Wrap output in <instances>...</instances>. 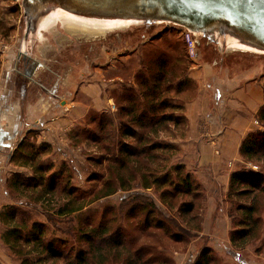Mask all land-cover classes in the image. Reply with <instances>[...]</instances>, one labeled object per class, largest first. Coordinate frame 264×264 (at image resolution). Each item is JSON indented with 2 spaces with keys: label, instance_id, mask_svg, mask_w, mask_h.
<instances>
[{
  "label": "rangeland",
  "instance_id": "1",
  "mask_svg": "<svg viewBox=\"0 0 264 264\" xmlns=\"http://www.w3.org/2000/svg\"><path fill=\"white\" fill-rule=\"evenodd\" d=\"M21 4V0H0V91L7 89L5 81L8 79V74L11 75L13 57L19 51L23 36L24 25ZM182 30V27L164 23L131 26L96 37L71 34L65 32L60 26L46 33L34 50L35 58L45 65V69L41 68L37 73L38 80L43 81L44 85L36 86L32 91H42L46 99L44 103L50 99L49 97L53 96L54 102L58 103V106L60 105L57 106L60 117L69 115V113L76 114L73 113L74 110L71 112L72 108L64 113L60 104L61 101H75L81 105L85 104L87 108H80L82 111L79 109L77 117L71 119L74 123L66 133L67 139L60 141L59 147L52 148V152L40 154L37 161L41 162L44 167L50 168L51 171L60 173L57 182L58 187L69 180V186L75 187L76 193H80L87 203L80 211L76 212L78 214L73 215V219H68V216H58L53 214V210L48 209L47 202L41 198L43 189L41 185L32 182L29 190L21 193L14 190L11 187L13 174H22L21 178L25 181L28 177L31 179L34 175L32 167L25 165V161L21 160L20 163L7 162V168L0 172V210L5 205L21 207L29 224L33 221L44 223L46 236L49 239H54L58 250L67 258H74L78 251L89 249L90 244L82 238L83 228L88 227L85 231L89 232L92 227L97 229L108 225L111 229L110 232L120 226L124 237L131 240L129 241L131 247L137 248L141 244L154 247V250L162 253V257L167 256L168 264H190L204 246L212 248L214 256L217 257V260L219 259L216 264L227 262L232 264H264V215L262 216L263 221L258 239L250 240L243 247L234 245L229 238L232 223L228 216L231 208L226 196L228 188L224 192L221 184L220 186L217 183L212 185V190L217 187L219 195L215 198V204H210V197L207 193L210 185L202 182L204 189H202V196L196 210L202 215L200 216L202 218V234L187 242L185 240L176 242L169 233L167 234L163 229L157 228L153 222L150 226H145L146 211L150 208L146 203L150 200L139 198V200H134L135 202L133 200L121 202V199L128 196L130 191L127 192L118 188L116 181L113 185L117 187V190L107 196L100 197V194L107 188L108 179L114 176V172L107 170L108 164H110L108 159H102L100 163H97V161L104 154L115 157L118 152L114 149V141L109 142L111 149L105 151L103 142L93 143L89 140L90 138L86 139L89 133H96L95 126L103 112L95 109L90 98L79 91L83 88L86 89L91 84L96 90L101 88L103 95L105 96L106 93L109 97V109H111L112 104H115V109L112 112L110 111V115L115 116L118 112V96L123 90L122 87L129 88L135 85L141 69L151 62L158 52H163L168 56L175 73L178 74L182 68L185 69L186 75L191 77L189 71L197 58H192L188 53V49L184 46L181 35ZM160 34L162 35L161 38L154 39ZM196 52L202 62L208 61L214 64L215 68H218L221 64L220 58L225 59L224 57H226L224 62L228 61L230 63L232 73H237L241 68L244 71L253 66H259L264 72V55L233 52L235 54L224 56L215 44L207 43L204 39L197 42ZM44 76L48 77L44 80ZM176 76L172 77L170 75L171 81L164 83L163 95L170 96L171 99L169 100L175 104L182 99L185 101L184 114L187 123L183 128L171 126L169 129H163L161 138L158 137L160 140H157V142L170 141L173 148L163 151L157 150L156 157L158 158L150 161L149 168L159 175L170 173V177L176 180L174 167L177 164H183L186 166L184 173L185 171H191L196 178H194V182H198L197 178L199 179V177L196 170L189 168L184 160V150L181 147L184 141L178 140L179 136L184 137L187 134L189 120L186 114V104L195 99L198 85L196 84L190 92L186 90L177 98ZM105 81L108 84L104 83ZM15 92L18 93L17 90ZM116 117L117 119L120 118L118 115ZM121 119H126V116ZM253 125L255 129L264 127L259 121L258 114L253 121ZM114 129L117 132V125L116 128L113 127L111 130L114 131ZM72 134L78 135L76 140L72 138ZM118 137L114 139H118ZM151 138H153L152 140L156 139L155 136H151ZM31 140L37 143L35 133H33ZM126 140L131 141L130 138ZM18 142L19 140H15L14 143L17 144ZM13 151V147L3 149L4 162L7 161V154ZM216 153H220L218 147ZM51 163L52 166H50ZM244 163L245 161L242 158L236 164L229 160L227 166L233 170ZM143 165L147 167L145 159ZM246 166L261 170L263 162H247ZM138 172V170H135V178L140 180V173ZM92 173H98V176L92 179L90 178ZM124 173L125 177L129 175L127 174L128 171ZM46 175H49V171ZM168 185L169 183L164 187H168ZM34 186H36L35 189ZM132 190L144 192L147 196H151L162 211L169 213L170 218L174 215L179 218L175 208H170L166 202L161 203L160 190L155 186H151L149 189L143 188V184L140 182L138 184V181H136L132 183ZM46 197H49V195ZM60 201H64V198L60 197ZM134 203H144L146 210H137L129 215L127 211ZM259 204L262 205V208L264 207V197L259 199ZM214 206H216V211L211 212L210 208ZM155 213L156 219L159 217L160 219L164 218L161 214ZM168 227L169 229L173 228L171 225ZM204 227H207L206 233H203ZM3 229L0 221V264H21L20 258L14 255L10 247L3 242L1 238ZM97 245L99 243L95 246ZM106 259L102 263L97 258L90 261L92 264H122L113 254L106 256ZM45 264H64V262L58 260L49 261Z\"/></svg>",
  "mask_w": 264,
  "mask_h": 264
},
{
  "label": "trees",
  "instance_id": "2",
  "mask_svg": "<svg viewBox=\"0 0 264 264\" xmlns=\"http://www.w3.org/2000/svg\"><path fill=\"white\" fill-rule=\"evenodd\" d=\"M161 37L160 34L154 39ZM182 40L187 48L183 36ZM155 56L141 69L135 85L129 88L122 87L123 90L118 96L116 115L111 116V112L102 111L95 126L96 133H89L86 139L90 138L89 140L93 143L103 142L105 151L111 149L109 142L114 141V149L118 152L115 157L104 154L97 161L100 163L102 159H108L110 164L107 170L114 172V176L108 179L107 188L100 194V197L113 193L118 187L121 190L130 191L128 196L121 199V202L128 200L135 202L134 200H139V198L149 199L150 201L146 203L150 208L146 211L145 226H150L153 222L157 228L169 233L176 242L183 240L187 242L202 234V218L200 217L202 215L196 212L202 189H204L202 181L197 178L198 182H194L195 177L191 171L184 173L186 166L183 164H177L174 167L176 180L170 177V173L163 175L154 173V170H150L149 164L150 161L158 158L156 157L157 150L173 148L170 141L157 142L161 138L163 129H169L171 126L183 128L187 123L184 114L185 101L182 99L181 103L177 104L171 102L170 96L163 95L164 83L171 81L170 75L172 77L177 75L176 97L179 98L186 90L190 92L194 88L195 81L186 75L185 69L181 68L178 74L175 73L168 56L163 52H158ZM117 115L120 118L117 119ZM123 116H126V119H121ZM258 118L264 126V105L258 111ZM116 125L117 132L115 129L112 131L111 129L116 128ZM33 133L34 131L28 132L17 144L11 155V161L20 163L24 160L25 165L32 167L34 175L25 181L21 178L22 174H13L11 187L21 193L29 190L32 182L41 185L43 187L41 198L47 202L48 209L53 210V214L73 219V215L80 211L87 201L80 193H76L75 187L69 186V180L58 187L60 173L51 171L50 168L44 167L41 162L37 161L40 154L52 152V147L47 143H34L31 140ZM77 136V134H72L75 140ZM117 136H119L118 139H114ZM151 136H155L156 139L152 140ZM127 138L131 141H127ZM239 152L245 163L231 171L226 196L231 204L228 214L232 223L229 238L234 245L243 247L250 240L258 239L263 221L264 207L262 208L259 204V199L264 197V127L249 132L243 139ZM144 159L147 161V167L143 165ZM254 161H262L263 168L255 170L246 166L247 162L253 163ZM135 170L139 171L140 180L135 178ZM48 171L49 175H46ZM125 171L129 174L126 177ZM95 176H98V173H92L90 178L93 179ZM114 181L117 182V187L113 185ZM136 181L138 184L142 183L143 188L149 189L155 186L159 189L161 203L166 202L170 208H175L180 219L175 215L170 218L169 213L162 211L151 196L132 190V183ZM168 183V187H164ZM33 188L35 189L36 186ZM47 195L49 197H46ZM56 196H58L57 199ZM60 197H63L64 201H60ZM137 210H146L144 203H134L127 213L131 215ZM155 212L164 218L156 219ZM0 221L4 228L1 238L14 255L20 258L21 264H45L58 260H62L64 264H92L90 260L94 258L102 263L107 260L106 256L111 254L122 264H168L169 261L167 256L162 257V253L154 250L152 246L144 244L137 248L129 246L131 240L124 237L120 226L112 232L108 225L97 229L92 227L89 232L85 231L88 227L83 228L84 237L82 238L90 244L89 249L78 251L74 258H67L58 250L54 239L46 236L44 223L33 221L29 224L21 207L3 206L0 210ZM170 225L173 226V231L169 229ZM95 241L99 245L95 246L97 244ZM218 260L212 248L204 246L190 264H216Z\"/></svg>",
  "mask_w": 264,
  "mask_h": 264
},
{
  "label": "crops",
  "instance_id": "3",
  "mask_svg": "<svg viewBox=\"0 0 264 264\" xmlns=\"http://www.w3.org/2000/svg\"><path fill=\"white\" fill-rule=\"evenodd\" d=\"M221 59L218 68L208 61L202 62L199 56L193 62L189 75L194 78L198 90L195 99L186 104L189 120L187 134L178 137L179 141H184L181 147L189 168L195 169L199 179L210 185L207 192L210 204H215V198L219 195L217 187L212 190L214 183L223 185L224 192L227 190L232 170L228 168L227 162L232 160L236 164L241 161V143L255 129L253 121L264 105L262 69L253 66L242 71V65L241 70L232 73L230 63ZM9 76L8 74L5 81L7 89L0 91V172L7 168V162L11 161L13 153H8L7 161L4 162L3 149L13 147L14 150L25 135L33 131L37 143L43 142L53 149L57 148L60 141L67 139L66 133L74 123L71 119L77 117L80 108H87L85 104L75 101H61L64 113L72 108L71 112L74 110L73 113L76 114L69 113L60 117V105L54 102L53 96L44 103L46 99L42 91H32L36 86L42 85L31 84L30 81L26 97L21 99L16 96V90L10 88V82L7 81L10 80ZM104 83L108 84L107 81ZM79 92L90 98L95 109L112 112L109 109V97L106 93L103 95L101 88L96 90L91 84ZM15 140L19 142L15 144ZM217 147L219 154L216 153ZM215 208L216 206L211 207V212H215ZM206 228L204 227L203 233H206Z\"/></svg>",
  "mask_w": 264,
  "mask_h": 264
},
{
  "label": "water",
  "instance_id": "4",
  "mask_svg": "<svg viewBox=\"0 0 264 264\" xmlns=\"http://www.w3.org/2000/svg\"><path fill=\"white\" fill-rule=\"evenodd\" d=\"M22 49L60 26L96 37L131 26L172 24L233 52L264 55V0H21ZM223 60V58L221 59Z\"/></svg>",
  "mask_w": 264,
  "mask_h": 264
},
{
  "label": "flooded vegetation",
  "instance_id": "5",
  "mask_svg": "<svg viewBox=\"0 0 264 264\" xmlns=\"http://www.w3.org/2000/svg\"><path fill=\"white\" fill-rule=\"evenodd\" d=\"M37 43L34 44L33 49H30L27 52L22 49V45L20 44L19 51L13 57V67L11 75L9 76V84L13 91L17 90V96L21 97V99L26 97V91L27 87L30 85V81H32L31 84L34 85L40 84L43 86L44 83L43 81L38 80L37 77L39 69H45V65L35 58L34 50ZM35 77H37V79ZM47 77L48 76H44L43 79L45 80Z\"/></svg>",
  "mask_w": 264,
  "mask_h": 264
},
{
  "label": "built area",
  "instance_id": "6",
  "mask_svg": "<svg viewBox=\"0 0 264 264\" xmlns=\"http://www.w3.org/2000/svg\"><path fill=\"white\" fill-rule=\"evenodd\" d=\"M181 35L184 37L186 44H187V48H188V52L190 54V56L192 58H197V52H196V39L195 37L188 32L185 28H183V30L181 31ZM115 109V104H112L111 110ZM257 123V121H256Z\"/></svg>",
  "mask_w": 264,
  "mask_h": 264
}]
</instances>
